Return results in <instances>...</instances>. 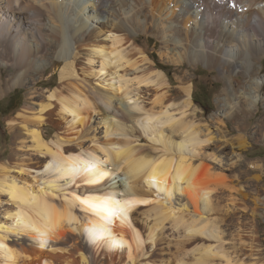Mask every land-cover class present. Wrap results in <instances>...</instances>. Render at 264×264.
<instances>
[{
    "label": "bare ground",
    "instance_id": "6f19581e",
    "mask_svg": "<svg viewBox=\"0 0 264 264\" xmlns=\"http://www.w3.org/2000/svg\"><path fill=\"white\" fill-rule=\"evenodd\" d=\"M141 33L178 71L220 70L219 122L262 101L264 0H0V96L28 88L0 159V264H264L255 211L229 223L240 153L223 157L195 71L175 92Z\"/></svg>",
    "mask_w": 264,
    "mask_h": 264
},
{
    "label": "rangeland",
    "instance_id": "374dc122",
    "mask_svg": "<svg viewBox=\"0 0 264 264\" xmlns=\"http://www.w3.org/2000/svg\"><path fill=\"white\" fill-rule=\"evenodd\" d=\"M139 39L140 44L148 50L153 51L156 60L166 69L175 92L179 89L176 73H184L188 69L192 71H190L191 73L195 71L194 101L199 110L204 113V122L211 124L218 137H224L218 143V145L223 147V157H226L227 153L235 150L240 153L242 158L231 172L233 176H237L242 181L244 186L243 192L246 193L247 201L243 202L245 203L243 205L238 204L237 207H234V210H231V213L236 214V220L232 223L229 221V223L237 225L238 220L242 224L248 223L253 218L252 212L254 210L262 239L260 249L262 248L261 250L264 251V130L258 128V123L262 119L264 120V90L262 91V96H260L262 101H260L259 106L255 104L248 105L246 102L242 103L240 106L242 109L235 114L232 112L230 118H225L226 124L223 122L222 124L219 121L224 119L225 115L223 116L219 112V104L224 105L226 103L223 100L221 91L226 86L227 81L222 77L220 70L216 67H208L205 64H200L196 67L197 69L189 66L182 69V72L178 71L175 64L168 63L162 59L159 49L154 48V42L157 41V37L154 34L141 33ZM59 72L60 70L55 65H52L42 77L40 85L47 87L55 84L58 81ZM8 73V71L4 72L5 77ZM224 73L228 74L227 72ZM262 75L260 74L259 77H262ZM244 76L243 74H235L232 83L234 86L236 85V88H240L245 83L246 77ZM33 85L31 84L30 87ZM27 90L28 88L25 86H18L0 96V159L11 153L13 134L9 131V120L24 104ZM146 96L151 95L148 94ZM258 107L259 110L257 109ZM249 108L253 110H249ZM44 129L51 135L53 134V126L46 125ZM238 134L244 135L249 141L247 147L242 151L236 139ZM225 160H227V157ZM114 178H117V175ZM255 197L262 202L258 204L259 206L254 202ZM227 230L228 232L234 230L233 233H236L235 227H230ZM241 252L243 253L245 261H251V250L249 248H243Z\"/></svg>",
    "mask_w": 264,
    "mask_h": 264
}]
</instances>
